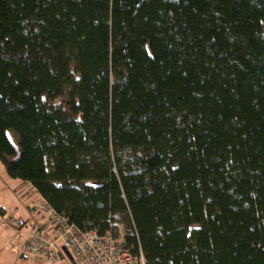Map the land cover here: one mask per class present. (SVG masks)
<instances>
[{
    "label": "trees",
    "instance_id": "16d2710c",
    "mask_svg": "<svg viewBox=\"0 0 264 264\" xmlns=\"http://www.w3.org/2000/svg\"><path fill=\"white\" fill-rule=\"evenodd\" d=\"M0 164L146 264H264V0H0Z\"/></svg>",
    "mask_w": 264,
    "mask_h": 264
},
{
    "label": "built area",
    "instance_id": "2783aa9c",
    "mask_svg": "<svg viewBox=\"0 0 264 264\" xmlns=\"http://www.w3.org/2000/svg\"><path fill=\"white\" fill-rule=\"evenodd\" d=\"M27 191L36 194L32 186ZM28 210L29 223L0 218V227L14 229L13 251L20 256L61 264L67 252L75 264H146L141 252L134 258L126 248L120 226L99 235L96 230L77 227L43 200L31 203Z\"/></svg>",
    "mask_w": 264,
    "mask_h": 264
},
{
    "label": "crops",
    "instance_id": "0c3cea01",
    "mask_svg": "<svg viewBox=\"0 0 264 264\" xmlns=\"http://www.w3.org/2000/svg\"><path fill=\"white\" fill-rule=\"evenodd\" d=\"M3 167V166H2ZM4 169V168H3ZM12 187H16L15 189L18 188V192H21V196L19 198L16 199L15 195L13 194V192L9 191L10 188L9 186L7 187V190L5 191L3 189V187L1 186L0 183V194H1V198H0V218L1 217H14L17 219H21L24 222L29 223V207L31 203H37L39 201H41V197L38 194H30L28 193L27 189L29 188L30 185H27L25 183H21L18 181V183H13L11 184ZM13 195V197L10 195V193ZM15 200H17L18 202L15 204ZM4 201V202H3ZM11 206H16L14 209L11 208ZM13 209V211H12ZM12 213V214H11ZM2 228V227H0ZM14 238V229L12 228H2L0 229V247L2 248V250L0 251L2 254H8L9 256H13V258H9L8 259V263L7 264H41L40 260L41 259H37L35 257H23L18 255L17 253H15L13 251V247L14 244L12 243V240ZM14 241V240H13ZM9 247L11 248V250L9 249ZM6 249V252H5ZM1 257V255H0ZM29 258H35L37 259V261L31 262L29 260ZM66 260V259H63ZM62 260V261H63ZM42 261V260H41ZM61 261V264H62ZM67 261V260H66ZM68 262V261H67ZM0 264L2 263V260L0 259ZM69 264V262H68Z\"/></svg>",
    "mask_w": 264,
    "mask_h": 264
},
{
    "label": "rangeland",
    "instance_id": "374dc122",
    "mask_svg": "<svg viewBox=\"0 0 264 264\" xmlns=\"http://www.w3.org/2000/svg\"><path fill=\"white\" fill-rule=\"evenodd\" d=\"M0 183H1V186L3 187V189L6 191L7 190V187L6 186H9V188H10V192L12 191L13 192V194L15 195V197H16V199L17 198H19L20 196H19V192H18V188L17 189H15L16 187H12V185L11 184H13V183H18V181L17 180H13V179H11V178H9L7 175H6V173H5V171H4V169H3V167H2V165L0 164ZM9 192V193H10ZM10 195L13 197V195L10 193ZM0 198H1V194H0ZM18 200V199H17ZM17 200H15L16 202H15V204L18 202ZM4 202V201H3ZM16 206H11V208H15ZM13 209H12V211H13ZM12 214V213H11ZM7 217H9V216H7ZM0 229H2V228H0ZM13 240H14V238H13ZM12 240V243L14 244V241ZM12 247H13V245H12ZM11 247V248H12ZM11 248L9 247V249L11 250ZM2 250V248L0 247V251ZM5 252H6V249H5ZM0 255H1V257H0V259L2 260V263L3 264H7L8 263V258L7 257H9L10 259L11 258H13V256H9L8 254H5V253H1L0 252ZM29 260L31 261V262H34V261H37V259H35V258H29ZM40 262H41V264H48L47 262H45V261H41L40 260ZM10 264V263H9ZM62 264H68V262L66 261V260H63L62 261Z\"/></svg>",
    "mask_w": 264,
    "mask_h": 264
},
{
    "label": "water",
    "instance_id": "95a60500",
    "mask_svg": "<svg viewBox=\"0 0 264 264\" xmlns=\"http://www.w3.org/2000/svg\"><path fill=\"white\" fill-rule=\"evenodd\" d=\"M64 254H65L66 259L68 260V262L70 264H75V262L73 261L72 257L67 252H64Z\"/></svg>",
    "mask_w": 264,
    "mask_h": 264
}]
</instances>
